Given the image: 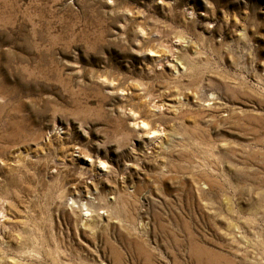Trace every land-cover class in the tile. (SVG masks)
I'll return each mask as SVG.
<instances>
[{
	"label": "rangeland",
	"instance_id": "obj_1",
	"mask_svg": "<svg viewBox=\"0 0 264 264\" xmlns=\"http://www.w3.org/2000/svg\"><path fill=\"white\" fill-rule=\"evenodd\" d=\"M0 264H264V0H0Z\"/></svg>",
	"mask_w": 264,
	"mask_h": 264
}]
</instances>
